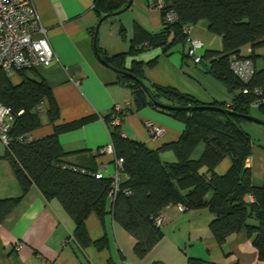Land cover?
<instances>
[{
	"label": "trees",
	"instance_id": "trees-1",
	"mask_svg": "<svg viewBox=\"0 0 264 264\" xmlns=\"http://www.w3.org/2000/svg\"><path fill=\"white\" fill-rule=\"evenodd\" d=\"M165 1V7L160 10L163 16L161 28L150 31L135 24L126 51L110 55L97 46L95 53L105 65L117 70L118 82L130 89L134 110L151 105L184 123L177 140L150 150L144 143L123 136L120 125L111 127L108 124L110 115L104 117L114 156L123 161L120 173L126 176L124 179L120 177L119 189L112 198L109 195L111 176L103 174L97 178L94 167L66 163V154L57 138L60 132L77 128L88 119L54 125L52 134L27 139V134L40 125L39 104L47 101V116L51 123L60 117L58 105L47 82L27 76V69L15 71L21 78L18 83H13L10 76L1 71L0 103L10 107L14 115L5 155L13 167L22 194L35 185L47 199L59 200L75 224L73 235L82 247L91 243L84 223L86 217L95 211L103 218L109 210L113 221L135 238L134 255L144 258L162 235L161 224L157 225L154 218L161 215L167 205H181L183 210L207 208L213 216L209 229L221 244L228 235L245 228L258 250V257L264 260V184L261 187L252 184L251 171L245 162L253 142L241 127V123L253 122L242 115L257 109L264 114V106L255 109L251 105L255 98L253 89L256 86L264 89V67L256 68L257 55L254 52L256 48L264 47V0ZM127 2L93 0V5L101 18L107 14V17L114 15L113 12L125 7ZM168 10L175 14L173 22L164 20ZM202 19L209 23L211 33L221 36L223 48L206 50L200 62L205 63V72L224 83L233 94L229 106L215 101L204 104L173 86L149 81L143 73L144 63L141 61H132L130 67L125 64L127 56L137 55L148 47H160L164 54H169L174 47L182 46L185 47L183 57L187 59L188 37L183 27L192 26ZM119 28L124 37V28ZM244 46H250V54L241 53ZM243 58L250 59L255 69L249 82L239 80L230 69L233 59ZM154 61H149V64H154ZM122 71L129 72L130 76ZM131 76L141 80L148 93ZM244 86L248 87V93H241ZM156 102L181 107L213 105L229 108L237 114L203 108L171 110L159 107ZM125 109L131 111L128 106ZM199 142H203L205 148L200 158L194 159L191 153ZM164 149H171L176 161H162L159 154ZM226 155L230 156L231 165L219 175L214 167ZM20 197L0 199V223L9 216ZM251 219L253 221L249 223ZM92 243L102 249L106 247L107 239L102 237ZM150 264L165 263L157 260ZM187 264H200V260L189 258Z\"/></svg>",
	"mask_w": 264,
	"mask_h": 264
},
{
	"label": "crops",
	"instance_id": "crops-1",
	"mask_svg": "<svg viewBox=\"0 0 264 264\" xmlns=\"http://www.w3.org/2000/svg\"><path fill=\"white\" fill-rule=\"evenodd\" d=\"M149 1L132 0L131 6L123 11L126 16H119L116 32L103 30L100 26L96 47L110 55L118 54L129 48L135 24L150 31L161 28L162 13L149 7ZM35 7L39 20L47 29L56 58L49 66L38 64L26 75L47 82L60 117L51 123L47 116V101L43 100L39 104L40 125L27 134V139L52 134L54 125L88 119L77 128L58 134L66 154L65 162L94 167L111 176L115 171L114 155L102 147L111 140L104 117L110 115L113 105L118 104L124 109L128 106L131 110L125 109L119 124L123 136L144 143L150 150L179 138L184 123L151 105L134 110L130 89L118 82L116 71L95 53L93 36L99 17L93 0H36ZM208 24L202 19L190 26L191 36L203 42L197 50L200 56L206 50L223 48L221 36L211 33ZM120 26L125 30L121 39L118 35ZM184 49L176 46L169 54H164L160 47H148L137 55L127 56L125 64L130 67L132 61H141L149 81L173 86L204 104L215 101L229 106L233 94L224 83L205 72V63L184 58ZM254 52L256 68L262 69L264 47L256 48ZM241 53L250 54V46H244ZM151 60L155 63L149 64ZM9 76L13 83L21 80L16 72ZM149 120L164 127L162 137L153 138L149 134L145 123ZM241 127L253 142L245 166L250 168L252 184L261 187L264 184V124L246 121ZM204 148L205 144L199 142L191 157L200 158ZM6 151L7 145L0 143V199L21 197L0 223V264H150L157 260L165 264H187L189 258L200 260V264H264L245 228L228 235L221 244L209 229L213 216L207 208L180 210L176 205H167L161 212V238L144 258L134 255L135 238L113 221L108 207L103 218L95 211L86 217L84 223L91 243L82 247L73 235L75 224L59 200L47 199L35 185L22 194ZM159 157L162 161H176L171 149H164ZM230 165L231 158L226 155L214 170L222 175ZM120 177L126 176L122 173ZM251 221L253 219L249 223ZM102 237H106L107 243L105 248L99 249L92 242Z\"/></svg>",
	"mask_w": 264,
	"mask_h": 264
},
{
	"label": "built area",
	"instance_id": "built-area-1",
	"mask_svg": "<svg viewBox=\"0 0 264 264\" xmlns=\"http://www.w3.org/2000/svg\"><path fill=\"white\" fill-rule=\"evenodd\" d=\"M36 0H0V72L3 71L7 75L13 74L17 70H29L38 64L49 66L56 58L52 44H50L46 27L39 20ZM165 0H151L149 7L161 10L165 7ZM165 21L173 22L175 14L172 10H168L164 16ZM186 34L188 45L187 55L193 62H200L201 56L197 50L203 46V42L190 34V26L183 27ZM230 69L237 75L242 82H249L255 73L253 63L250 59H233L230 63ZM248 87L244 86L241 93H248ZM255 96L251 105L253 108L264 106V89L257 87L252 91ZM20 113V112H19ZM125 114L124 108L120 105H113L110 111V120L108 124L119 125L122 116ZM14 115L10 107L0 103V143L8 145L10 136L9 128L14 120ZM146 128L153 138H160L163 135L164 127L152 120L146 121ZM108 153L114 155V149L110 141L109 144L102 147ZM115 171L111 175L110 197L114 198L120 181V171L123 161L120 157H115ZM97 178L103 176L101 170L95 173ZM251 198V196L249 197ZM180 210L183 206L178 205ZM157 225L162 224V215L155 218Z\"/></svg>",
	"mask_w": 264,
	"mask_h": 264
},
{
	"label": "water",
	"instance_id": "water-1",
	"mask_svg": "<svg viewBox=\"0 0 264 264\" xmlns=\"http://www.w3.org/2000/svg\"><path fill=\"white\" fill-rule=\"evenodd\" d=\"M131 1L132 0H128V4L125 6V7H123V8H121V9H119L118 11H116V12H113V14L114 15H116V14H119V13H121V12H123V11H125V10H127L130 6H131ZM108 15V14H107ZM107 15H103V16H101V18H99V20L97 21V23H96V26H95V32H94V36H93V41H94V50H95V52H96V50H97V47H96V37H97V33H98V27H99V25L101 24V22L104 20V19H106L107 18ZM104 64H106V63H104ZM115 71H117L116 69H114ZM124 74H126V75H128V76H130V74H129V72H127V71H122ZM131 78L133 79V80H136L139 84H140V86L147 92V88L145 87V85L143 84V82H141V80H139L138 78H136V77H134V76H131ZM148 93V92H147ZM156 104L160 107H163V108H167V109H171V110H173V109H185V108H203V109H213V110H217V111H223V112H227V113H230V114H237L235 111H232L231 109H229V108H223V107H216V106H213V105H209V106H206V105H197V106H195V107H188V106H185V107H181V106H176V105H169V104H166V103H163V102H156ZM242 117L243 118H248V119H250V120H252L253 122H256V123H261V124H264V119H261L260 117H255V116H253L252 114H246V115H242Z\"/></svg>",
	"mask_w": 264,
	"mask_h": 264
},
{
	"label": "rangeland",
	"instance_id": "rangeland-1",
	"mask_svg": "<svg viewBox=\"0 0 264 264\" xmlns=\"http://www.w3.org/2000/svg\"><path fill=\"white\" fill-rule=\"evenodd\" d=\"M125 12L123 13H120L119 15H112V16H109L106 20L102 21V23L99 25L98 29L101 28L103 30H105L104 28H107L109 31L111 30H114L115 32L118 30L116 28V25H117V22H118V19H119V16H126V15H123ZM100 31V29L98 30V32ZM118 35H119V38L121 39L122 36L121 34L118 32ZM98 36V34H97ZM252 115L256 116V117H264V114H262L261 112L259 111H256V110H252L251 112ZM262 119V118H261ZM258 124V123H257ZM261 124V123H260Z\"/></svg>",
	"mask_w": 264,
	"mask_h": 264
}]
</instances>
